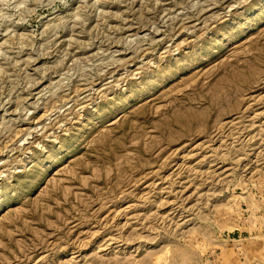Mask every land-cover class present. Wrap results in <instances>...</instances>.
I'll list each match as a JSON object with an SVG mask.
<instances>
[{"label": "rangeland", "instance_id": "obj_1", "mask_svg": "<svg viewBox=\"0 0 264 264\" xmlns=\"http://www.w3.org/2000/svg\"><path fill=\"white\" fill-rule=\"evenodd\" d=\"M0 264H264V0H0Z\"/></svg>", "mask_w": 264, "mask_h": 264}]
</instances>
